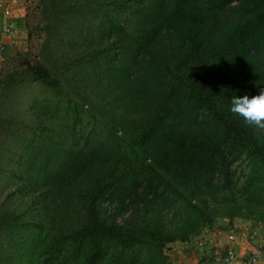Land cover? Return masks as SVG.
<instances>
[{
    "label": "trees",
    "instance_id": "obj_1",
    "mask_svg": "<svg viewBox=\"0 0 264 264\" xmlns=\"http://www.w3.org/2000/svg\"><path fill=\"white\" fill-rule=\"evenodd\" d=\"M24 2L38 50L0 67V264H168L218 216L264 224V130L229 110L264 87V0Z\"/></svg>",
    "mask_w": 264,
    "mask_h": 264
},
{
    "label": "crops",
    "instance_id": "obj_2",
    "mask_svg": "<svg viewBox=\"0 0 264 264\" xmlns=\"http://www.w3.org/2000/svg\"><path fill=\"white\" fill-rule=\"evenodd\" d=\"M0 1L4 2L11 11L9 15H4L0 10V28L4 29L9 20L23 17L25 12V2L24 0ZM16 30V36L14 39L8 37L5 34L0 35V67L6 58L16 54L17 52H20L21 50L20 43H23V40L25 39V31L19 28H16ZM231 224L235 226L238 225V228L241 229H237V231H233L232 235H229L227 233V228ZM231 224L227 220H223V222L220 224L221 228L216 229V232L213 229V234H210L207 237L208 242H206L205 245L209 246L211 250L215 248H231L236 255V261L233 264H246L245 262H247V264H259L261 262L264 263V250L262 252L260 248V242H262V238L258 235V233H256V230L253 232L247 231V229L241 223H239V221H232ZM187 250H190V248H187ZM201 250L194 248V251H196L195 253L186 251L190 254V256H188V259L183 260H185L186 263L191 262L192 264H196L200 258L199 251ZM245 250H250L249 252L253 253L252 256L255 257V262L251 263L248 261V257L245 255ZM182 253H185V251H182Z\"/></svg>",
    "mask_w": 264,
    "mask_h": 264
},
{
    "label": "rangeland",
    "instance_id": "obj_3",
    "mask_svg": "<svg viewBox=\"0 0 264 264\" xmlns=\"http://www.w3.org/2000/svg\"><path fill=\"white\" fill-rule=\"evenodd\" d=\"M20 46H21L20 52L23 53V55L27 54V57H26L27 59L33 60L35 57V54L37 53V50H38V45H37L36 40L32 39L30 41V43L27 44V47H25V45L23 43H20ZM23 55L20 56V58H19V55L13 57V59H11V62L8 64V67L16 66L18 62L20 64V62H21L20 59L23 58ZM1 68H3V67H1ZM223 220H227L230 224L232 223V221L233 222L239 221V223H241L247 229V231L253 232L256 230V233H258V235L261 236V238H262L261 239L262 242H260L261 247L260 246L259 247L261 248V250L263 252V250H264V244H263L264 243V224L253 222V221L246 219V218H243V217H232L231 218V217H224V216L219 217L218 216L210 224L203 225L201 227V229L198 231V233L195 234V236L189 235V238H187L186 240H181V241L175 240L173 242L166 243L162 249H163V253L167 259L168 264H192L191 262L186 263L185 260H183V259L189 258L188 256H190V254L188 252L195 253L196 251H194V249H192V248L190 250H187V248L184 247V245H183L184 241H187L188 244H192V245H193V243H195V244L201 243L202 244V246L201 245L198 246L199 250L202 249L201 250L202 252L199 251V253H200L199 257L202 255V253L204 251H205V253H208L211 248L209 246L205 245V243L208 242L207 237L210 234H213V229L216 232V229L221 228L220 224L223 222ZM230 227L233 229V231H237V229L238 230L241 229V228H238V225L235 226L233 224L229 225L228 228H230ZM191 236H193V237H191ZM215 249H217V248H215ZM182 251L183 252L185 251V253H182ZM186 251H188V252H186ZM249 251L250 250H245L246 256L253 254V253H250ZM193 260H194V257H193ZM182 261H184V262H182ZM199 263L197 262L196 264H199ZM245 263L247 264V262H245ZM200 264H229V263L219 262L215 258H213V259H208L207 261L202 262Z\"/></svg>",
    "mask_w": 264,
    "mask_h": 264
},
{
    "label": "clouds",
    "instance_id": "obj_4",
    "mask_svg": "<svg viewBox=\"0 0 264 264\" xmlns=\"http://www.w3.org/2000/svg\"><path fill=\"white\" fill-rule=\"evenodd\" d=\"M229 110L249 126L264 130V87L256 95L233 96Z\"/></svg>",
    "mask_w": 264,
    "mask_h": 264
},
{
    "label": "built area",
    "instance_id": "obj_5",
    "mask_svg": "<svg viewBox=\"0 0 264 264\" xmlns=\"http://www.w3.org/2000/svg\"><path fill=\"white\" fill-rule=\"evenodd\" d=\"M0 10L2 11V13L4 15H9L10 13V9L9 7L2 1H0ZM16 28L14 27V24L12 23L11 20H9L7 22V25L4 29L0 28V35L2 34H5L7 35L8 37L14 39L15 36H16ZM227 233L229 235H232L233 234V229L230 227V228H227ZM183 245L184 247L186 248H196L198 249L199 247L198 246H202L201 243H193L192 244H188L187 241H184L183 242ZM212 252H213V258H215L217 261L219 262H224V263H229V264H233L235 261H236V255L234 253V251L231 249V248H225V249H212ZM205 253V251H204ZM248 258V261L253 263L255 262V257H253L252 255L250 256H247ZM259 264H264V263H259Z\"/></svg>",
    "mask_w": 264,
    "mask_h": 264
}]
</instances>
